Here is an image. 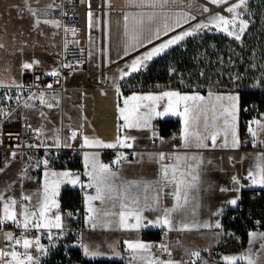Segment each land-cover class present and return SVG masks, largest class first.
Masks as SVG:
<instances>
[{"label":"snow or ice","instance_id":"snow-or-ice-1","mask_svg":"<svg viewBox=\"0 0 264 264\" xmlns=\"http://www.w3.org/2000/svg\"><path fill=\"white\" fill-rule=\"evenodd\" d=\"M110 5V0H105ZM33 3L39 4V0H24V7L13 6L17 10V15L23 18V13L27 12L32 18V29L38 34H43L40 28L41 24L50 25L55 29H62L65 35L71 32L75 35L76 29H69L63 27L62 21L49 18L50 13L54 9H60L63 15H67L62 11V5L55 4V0L45 5L43 8L33 7ZM195 0H129V4L133 7L146 9L136 14H126L124 20L126 22V35L129 38V46L135 47L140 42V35L145 28L152 31L155 40L161 39V34L167 36L168 39L155 45L148 51L141 53L140 56L135 57L132 61L125 65V68L119 70V79L123 80L126 77L132 76L135 73L145 71L148 63L155 57L161 56L168 49L180 45L190 37H195L204 32H221L236 41H241L248 26L249 20L245 19V12L248 10L249 0H236V2L229 3V0H209V3L216 6L227 5L225 11L230 14L228 16L217 13H211L206 20H200L195 24L192 21L197 19L196 15L191 12L184 11V8L191 7ZM91 8L90 2L88 5ZM243 9V11L241 10ZM199 14L210 13V8L205 5H199L197 8ZM88 26H93V13L91 10L87 13ZM188 24V28L184 25ZM182 29L177 32L176 29ZM175 32V35L169 36V33ZM23 35V33H21ZM53 37L57 35L52 33ZM69 43H77V41H63L65 51ZM149 44L153 43V39L148 40ZM35 46V45H33ZM54 46V45H53ZM27 45L16 47L15 53L23 55ZM6 48L5 43L0 42V50ZM83 52V49H80ZM94 53L89 52L88 55ZM125 55H128L125 51ZM41 60L36 58L22 60L20 63V71L24 73H32L40 69ZM82 63L76 61L60 63L59 68L51 71L43 72L45 76L56 77L55 83L60 84L61 70L68 69L70 74L76 70V66ZM171 71H175L172 69ZM203 75V73H201ZM115 79V78H114ZM239 79V77H236ZM259 87V83L252 85ZM23 84L17 83L13 78L11 83H5L0 80V89H6L4 93H0V128L4 123L11 122L17 118L15 110L6 111L5 103L7 101L15 100L19 105L21 97L19 95H9V91L13 88L22 89ZM47 90L53 89V84L46 85ZM118 96H122L117 86ZM29 99L39 100L40 104L47 109H54L59 107V94H51L46 98L44 91L39 95L33 93ZM215 101L216 103H209ZM238 101L239 93L218 95L215 92L209 91L208 96H201L199 93L182 94L178 90L161 91L158 94H137L133 93L130 96L123 97L122 106L117 105L118 120L122 123L118 124V135L114 143H104L96 138H83V147L87 148H109L117 147L133 149L136 137L125 135L128 130H149L151 132V139L155 141L158 138L157 132L152 128V121L157 118L166 116H177L182 118V148L184 149H208V148H232L238 149L241 142L238 138ZM163 102L162 110L161 104ZM23 108L35 109V104H30L25 101ZM39 116L43 120H47L46 113L41 110ZM23 126L36 137L44 135V126L33 129L28 122L27 117L21 116ZM256 125L257 127H252ZM248 132L252 138L253 146L256 145V137L260 132H264V123L261 120H253L250 122ZM10 139H19L18 134H7ZM77 133L72 132L68 140L76 139ZM218 139L221 141L217 143ZM52 144L49 145L45 140H38L36 144L20 145L16 148H44L46 151L51 148L60 149L71 148L72 145L67 140L61 144L59 131L51 137ZM163 142V141H162ZM3 139L0 138V144ZM264 144V141H260ZM18 152L11 151L5 162L4 168H0V174H3L11 162L16 158ZM136 156L135 151L132 152ZM99 154L96 152L85 153L84 162L87 171L85 175L89 178L87 184L80 181V175L65 170L61 172H52L48 169L49 159L45 158L36 161L34 164H25L17 175V179L8 183L6 187L0 189V264H41V258L49 254L51 248L56 247L57 241L65 234V225L63 217L60 214V204L57 199L61 184H69L72 186H80L81 189L94 188V195H87V212L88 220L91 227L95 228L101 226V219L99 217V210L93 205V201H109L112 208H118L115 213L105 211L104 216H116V225L123 229L140 230L141 228L158 227L164 230V236L167 237L169 231H192L200 229H217L214 233L217 242L220 238L232 233L223 231V225L220 219L211 221L199 222L196 220L195 213L200 207V191L203 188L209 191L212 185L204 188L202 181V174L206 164L211 161H206L200 153L192 152H173V153H149L147 159L154 161L160 165L159 179L156 181H142L132 180L123 181L118 179V172L112 170L109 164H101L99 162ZM144 155L140 154V159H144ZM31 161V157L28 158ZM171 160V163L165 161ZM124 162H129L127 155L123 152L117 153V158L112 164L119 166ZM139 162V161H137ZM44 166L42 187L35 193L21 194L19 197L9 195L14 191L17 183L21 186L25 180L33 179L29 175V168ZM241 179H246L250 183L242 184ZM231 187L219 188L220 192H234L236 195L223 202L222 205L211 213V216L222 217L226 207L231 206L238 208V202L242 200L241 191L244 188H255L259 186L264 188V153H260L255 157V163L247 170L245 177L233 175L231 177ZM171 190L166 193L171 196L175 203L170 208H164L162 214H158L155 220H147L144 216L145 211L160 212V200L162 199L164 189ZM152 190L153 195L149 196L147 193ZM72 215L71 212L68 213ZM193 219L189 220L188 217ZM235 219V217H233ZM132 221V222H130ZM112 222L103 223L102 226L108 227ZM257 224L260 221H256ZM11 224L17 230L19 235L13 231H5V225ZM58 230V231H57ZM35 231L36 236L31 233ZM249 240V247L240 254L221 255L220 261L216 264H264V232L249 231L247 233ZM47 237L48 244L41 243V237ZM239 239V238H237ZM128 249L130 250L131 259L130 264H208V261L201 256L199 250H191L184 247L180 241H176V246L180 247L184 256L180 260L173 258L172 249L165 239L160 244L144 243L142 241H126ZM258 244V247L256 245ZM156 248L159 250V255L153 251ZM37 255H33V252ZM205 251H208L205 249ZM84 254L87 256L101 255L99 251H93L84 246ZM166 254L167 258L161 259V256ZM117 255H119L117 253ZM187 257V259H185Z\"/></svg>","mask_w":264,"mask_h":264},{"label":"crops","instance_id":"crops-1","mask_svg":"<svg viewBox=\"0 0 264 264\" xmlns=\"http://www.w3.org/2000/svg\"><path fill=\"white\" fill-rule=\"evenodd\" d=\"M91 8V12L93 13V25L97 22L99 27V20L102 30L101 33V47L104 48V54L99 53L103 59L107 55L108 64L101 66H95L94 64L91 66V59L87 52V63L83 67V69L79 70V75L76 76V81H67L65 78V90L64 92L69 91V107L72 109H76L77 112L80 110L81 116L83 114V121L78 126H69L67 131L66 128H62L61 138L64 137L65 131L69 136H71L72 132H79L82 136L81 138V156L83 164L85 153L96 152L99 154V162L101 164H109L112 166L113 171L118 172V179L123 181H132V180H142V181H156L159 179V167L160 165L154 161L148 160L147 154L149 153H173V152H192V153H200L206 161H211L210 164H206L204 167V171L202 174V181L204 183V188L210 184L212 185L211 190L205 191L203 188L200 191V207L195 213V219L199 222L211 221L215 219H220L221 224L223 225V216L222 217H214L211 216V213L214 212L217 207L221 205L222 202L226 201L229 198H233L236 193L234 192H220L219 188L223 187H231V177L233 176V172L236 173L239 177H245L247 174V170L250 166H253L255 163V157L260 153H264V144H261L260 141H264V132H260L256 137V145L253 146L252 138L250 133L248 132V127L251 121L253 120H261L264 123V112L260 115L252 118L248 124L246 131L243 133L242 126V106H241V95L238 91H218V90H210L215 92L218 95H227V94H236L239 93V101H238V127L237 133L238 138L241 142V146L238 149L232 148H208V149H184L182 148L183 140H182V118L177 116H166L163 118L157 117L152 121V128L157 132L158 138L153 141L151 139V132L149 130H128L124 134L131 135L136 137V140L133 145V149L126 148H87L83 147V138H96L104 143H114L116 141L118 133V124L122 123V121L118 120V111L117 105L120 104L122 106L123 97H127L132 95L133 93L137 94H158L161 91L166 90H178L176 88L168 87L161 89H130L124 90L121 85V80L119 79V70L125 68V65L130 63L132 59L138 57L141 53H143L149 46L158 42L155 40L152 31L148 28H145L143 33L140 35L139 39L143 46L140 43H137L135 47L129 46V38L126 35L125 24L129 23L124 20V16L129 14H136L140 11H145L146 9H140L133 7L129 4V0H110V5L105 2V0H89ZM37 5V4H35ZM32 5V6H35ZM39 5V4H38ZM199 4L198 0H195V3L192 4L191 7L184 8V11L191 12L193 15H196L198 20V11L197 8ZM192 21L191 23H193ZM189 26L188 24L184 25V28ZM179 29V28H178ZM176 29V30H178ZM181 30V29H180ZM179 31V30H178ZM90 32V30H89ZM175 32L169 33V36ZM166 38L161 34V38ZM153 39V43L149 44L148 40ZM87 48H88V40H87ZM125 51H127L128 55L125 56ZM63 53V51H62ZM132 54V55H131ZM62 57V55H61ZM61 59V58H60ZM60 61V60H59ZM47 68V67H46ZM98 71H102L105 75L106 82L104 85L99 84L98 76L96 73ZM78 73V72H77ZM115 78V79H114ZM117 86H119V91L122 93V96H118L117 94ZM180 91L182 94H194L199 93L201 96H208L209 91L201 92V91ZM62 92V93H64ZM211 103H216L215 101H210ZM163 102L161 104L162 110ZM57 110V108H56ZM55 110V111H56ZM54 111V114H55ZM53 114V115H54ZM168 118H178L181 121L180 130L171 135H161L159 132V127L155 125L156 121L168 119ZM252 127H257L256 125H252ZM39 128V127H37ZM246 135L249 137L248 145H243V136ZM63 140V139H62ZM163 141V142H162ZM221 141L218 139L217 143L219 144ZM135 151L137 153L136 156L132 155V158L129 162H124L123 164L116 166L112 164V162L117 158V153L119 152H132ZM140 154L144 155V159H140ZM139 161V162H137ZM166 163H171V160L165 161ZM48 169L52 172H61L65 170H70L69 168L64 167H54L49 165ZM42 169V178H41V187L43 183V173L48 170ZM242 180L246 179H241ZM81 181V180H80ZM88 182V181H87ZM63 184H61L59 189V195L57 197L59 204H61L60 196L63 190ZM72 186V185H71ZM74 188H80V186H72ZM255 188H261L256 186ZM171 189H164L165 195H163L160 200V212H152L145 211L144 216L147 217L148 220H155L158 214H162L164 208H170L174 205L175 200L167 195ZM243 190V189H242ZM242 193V191H241ZM95 194V193H94ZM87 193L84 196L85 202V210L87 212V195H94ZM149 196L153 195L152 190H149L147 193ZM93 205L99 210V217L101 219V226L95 227L93 230L88 232H94L95 230H107L114 233H117L112 238L115 241V244L120 248L121 255L118 257H112L110 259H123L127 264H130L131 254L130 250L127 247L126 241H142L144 243H148L147 239L143 237V232L153 231L158 232L161 228L158 227H148L141 228L140 230H129L123 229L116 225L115 221L117 219L116 216H104L105 211H109L112 213L117 212L118 208H112L111 202L109 201H99L97 203H93ZM63 217V223L66 226L68 222H66L64 213L61 214ZM189 220L193 219L192 216L188 217ZM85 221L89 222L88 215L85 216ZM111 221L112 223L108 227L102 226L103 223ZM132 222V221H130ZM58 231V230H57ZM219 231L217 229H200L192 230V231H169L167 233V237L163 235L161 241L164 242L166 239L172 249L173 258L178 260L184 256V252L180 247L176 246V241H180V243L191 250H199L203 253L202 257L208 261V264H216V262L220 261V256L222 254H240L245 251L249 247L248 240L249 237L241 244L239 250L234 249L231 253L228 250L223 248L218 249L219 253L217 255L212 254V250L215 249L218 245L228 246V244H232V242H226L224 244V237L220 238V242H217V238L214 233ZM223 231L227 233L228 230L223 225ZM251 231L264 232V228H257ZM164 232V230H163ZM87 233V232H86ZM85 233V234H86ZM111 239V238H110ZM101 239L96 238L95 236L90 235L89 237L84 236V246H88L90 250L99 251L101 254L103 250H101ZM98 246V247H95ZM258 247V244L256 245ZM207 249L208 251H205ZM217 250V249H215ZM106 254V253H104ZM85 255V254H84ZM85 258L88 259H98L102 258L100 255L92 257L85 255ZM200 262V261H199ZM201 263V262H200ZM223 264V262H221Z\"/></svg>","mask_w":264,"mask_h":264},{"label":"trees","instance_id":"trees-1","mask_svg":"<svg viewBox=\"0 0 264 264\" xmlns=\"http://www.w3.org/2000/svg\"><path fill=\"white\" fill-rule=\"evenodd\" d=\"M249 11L251 24L241 41L216 31L190 37L183 42V46H174L155 57L145 71L121 80L123 89L172 87L181 91H238L241 95V129L244 133L248 122L264 112V0H250ZM257 83L259 87L252 86ZM159 123L161 135L174 134L181 126L178 118L159 120ZM77 165L78 161L71 164ZM60 201L63 211L79 212V216L75 220L70 218L67 224L80 223V188H63ZM241 206L243 212H239L240 208L231 210L229 214L236 212L238 216L228 225H225L226 217H223V225L244 242L249 231L264 228V188L244 189ZM248 212L252 215L250 218ZM241 218H245L243 222ZM256 221L260 223L255 225ZM147 233L149 238L159 239L161 236L159 232L150 230ZM85 263L127 264L123 259L110 258H85Z\"/></svg>","mask_w":264,"mask_h":264},{"label":"rangeland","instance_id":"rangeland-1","mask_svg":"<svg viewBox=\"0 0 264 264\" xmlns=\"http://www.w3.org/2000/svg\"><path fill=\"white\" fill-rule=\"evenodd\" d=\"M52 0H39V5H47ZM199 4L207 5L211 12L204 13L203 15H198V20L193 22L192 24L197 23L200 20H206L207 16L211 13H221L226 16L230 15L225 10L227 5L224 6H216L209 3V0H198ZM236 2V0H229V3ZM250 2V0H249ZM35 5V3H33ZM13 6H19L20 8L24 7V0H0V42L5 43L6 48L0 50V80H3L5 83H11V80L14 78L17 83H21L22 80V73L20 71V63L22 60L36 58L41 60V64L47 67V69L55 68L62 55L63 51V30L62 29H55L50 25L41 24L40 28L43 30V34H38L36 31L32 29V18L27 14V12L23 13V18L18 17L17 10ZM214 7V8H213ZM243 11V9H241ZM245 19L249 20V26L251 24V15L249 11V4L248 10L245 12ZM248 26V28H249ZM101 24L99 20V27L97 22L92 27H89V34H88V53L92 52L93 55L90 56V65L93 64L95 66H99L101 68L102 64L105 66L108 64L107 55L105 57H101L99 53V48L101 47V33L102 30L100 29ZM189 26L185 27L188 28ZM247 28V30H248ZM246 30V32H247ZM179 31H182L179 30ZM177 31V32H179ZM56 32L57 35L53 37L52 33ZM245 32V33H246ZM23 33V35H21ZM175 35V33L171 34ZM170 35V36H171ZM168 37L158 41L157 43L149 46L144 52L148 51L155 45H158L164 40H167ZM27 45L25 48V53L23 55L15 53L16 47ZM35 45V46H33ZM54 45V46H53ZM143 52V53H144ZM126 56V55H125ZM140 56V55H139ZM78 72V73H77ZM74 72L66 76V80L69 81H76V76L79 75V71ZM7 91L6 89H0V93H4ZM42 91L34 92L37 95ZM46 94V98L51 94H59L60 101L59 107L54 109H47L43 105L40 104L39 100L36 99H29L33 93H29L23 89H15L13 88L9 91V95L15 96L19 95L21 97L19 101V105L15 100L7 101L5 103V110L11 111L16 106H21L25 101L30 104H35L37 107L35 109H27L26 112L31 117L33 124L35 127H40L41 124L44 126V135L42 137H36L34 139L33 144L38 143V140H45L49 145L52 144L51 137H53L57 130L59 131L60 142L63 139V142L67 140L68 143L71 144L72 140H68L67 138L70 137L67 134V129L69 126H78L83 121V114L81 116L80 110L74 108L71 110L69 107V91L67 92H59V91H44ZM43 110L47 115V120H43L39 116V111ZM56 110V111H55ZM55 111V114H54ZM54 114V115H53ZM65 127L66 131L64 137L61 138L62 135V128ZM44 151L39 148L31 149L28 154L25 156L23 160H15L11 162V166L6 169L3 174H0V189H3L7 186L8 183L17 179V175L22 169L25 164H34L38 160H42ZM29 157H31V161H29ZM5 166V164H4ZM4 166L2 168H4ZM44 168L43 165L40 167H32L29 168L28 172L29 175L33 177L31 180H25L23 185L21 186L19 183L16 184L14 191L8 193L9 195H15L19 197L22 193L29 194L35 193L38 189L41 188V178H42V169ZM87 207V205H86ZM69 210L64 211V216L66 222H69L70 218L75 220L77 216H79V212L69 216ZM227 233H232L227 231ZM117 233L107 231V230H95L94 232H87L85 234V238L89 237L90 235L95 236L96 238L101 239L100 243L101 250H103L100 257L102 258H112L118 257L121 255L120 248L115 244V241L112 238ZM233 234V233H232ZM111 238V239H110ZM239 238L237 235H228L224 238V244L226 242H232V244H228V246L218 245L215 249L223 248L228 250L229 252H233L234 249L239 250L241 247L242 242L237 239ZM98 247V246H95ZM212 250L213 255H217L218 253ZM106 253V254H104ZM117 253L119 255H117ZM203 253H201V256ZM224 255V254H222ZM180 260V259H178Z\"/></svg>","mask_w":264,"mask_h":264},{"label":"built area","instance_id":"built-area-1","mask_svg":"<svg viewBox=\"0 0 264 264\" xmlns=\"http://www.w3.org/2000/svg\"><path fill=\"white\" fill-rule=\"evenodd\" d=\"M55 4L62 5V11L64 13H67V15H63L60 9H54L50 13L49 18L62 21L63 27H67L69 29H76L77 31L75 32V35H73L71 32L65 35V33L63 32V38L64 40L67 39L68 41H77L78 44L69 43L66 51L63 47L62 57L58 65L53 69L59 68L60 63L72 62L73 64H75L76 61H81L82 63L77 65L76 70L74 71V72H77L83 69V67L87 63V52H88L87 40H88V34H89L87 13L89 11V7H88L89 0H55ZM44 6L45 5H35L33 7L43 8ZM80 49H83L84 51L81 52ZM100 53L104 54V48L102 47L100 48ZM53 69H47L44 65L41 64L40 69L35 71V75H33L32 73L22 74V80L20 83L24 85L22 89L26 90L29 93H34L37 91H52V90H47L46 85L53 84L54 91L64 92L65 78L67 75L70 74V72L68 69L61 70V73H60L62 77L61 83L56 84L55 83L56 77L43 75V72L51 71ZM96 75L98 76L99 84L104 85L106 82V79H105V75L103 74V72L98 71ZM13 109L15 110L17 118L11 122L4 123L3 127L0 128V138L3 139V143L0 144V168L4 166L6 159L8 157V154L13 150H16L18 152V155L13 161L23 160L25 156L28 154V152L33 148L22 146L19 149H17L16 145L17 144H20V145L33 144L34 139L36 138L34 134L30 133L28 129L23 126V121L20 119L21 116L27 117V120L31 124L32 128L33 129L37 128L33 124V121L31 117L29 116V114L26 112V110L21 106H16ZM155 125L159 127L160 125L159 121H156ZM8 133H12L14 135L18 134L19 139H10L7 135ZM76 133H77V136H76V139L72 140L71 148L61 147L60 149H56V148L50 147L47 151L44 148H41V149L44 151L43 158L49 159V165L54 166V167L69 168L72 172L78 173L80 175L81 183L86 185L89 178L85 175V172L87 171V169L85 168V165L83 164L82 156H81L82 136L79 132H76ZM63 143L64 142L62 140L61 144ZM248 143H249V137L244 135L243 145H248ZM124 154L127 155L128 161L132 158V154L130 152H126ZM75 161H78V165L71 166V164ZM233 175H236V173L233 172ZM247 183H250V182L248 180H242V184H247ZM62 186L63 188L72 187L69 184H63ZM80 190H81V195H82V207L80 209V215H81L82 221L78 224H72V225L67 224L65 226V234L62 237H60V239L57 241L56 247L51 248L49 251V254L41 258V264H86L85 255H84V236L86 232L93 230L94 228L91 227L90 222L85 221V216L88 215V212H86L85 210L84 196L87 193L94 194L95 189L87 188V187L81 189L80 187ZM241 196H242V193H241ZM93 203L95 204L97 203V201H93ZM222 204L223 202L221 203V205ZM238 205H239L238 208H240L239 212L242 213L243 208L241 206V201L238 202ZM234 209L235 208L231 206L226 207V210L223 214V217H226L225 225L232 223L233 217L238 216L236 212L229 214L230 211ZM59 211H60V214L64 213L61 204H60ZM247 216L250 218L252 215L250 212H248ZM244 219L245 218H241V222H243ZM254 224L256 225V222ZM5 231H13V232H16L17 235L20 234L19 230H17L11 224L5 225ZM158 232L161 235L159 239L149 238L146 230L143 232V237L147 239L148 243L160 244L162 243L161 238L163 237L164 232H163V229H160ZM31 235L36 236L37 233L33 231ZM239 239L242 242V239L241 238ZM2 243L3 242L0 241V246H2ZM41 243L47 245L48 244L47 237L42 236ZM153 251L157 253L158 255L160 254L159 250L156 248H154ZM215 251L219 253V250H215ZM33 255L35 256L37 255V253L34 251ZM164 258H167L166 254L161 256V259H164ZM185 259H187V257H185ZM197 264H201V263L198 261Z\"/></svg>","mask_w":264,"mask_h":264},{"label":"water","instance_id":"water-1","mask_svg":"<svg viewBox=\"0 0 264 264\" xmlns=\"http://www.w3.org/2000/svg\"><path fill=\"white\" fill-rule=\"evenodd\" d=\"M195 21H196V20H195ZM195 21H194V22H195ZM178 30H180V29H178ZM178 30H176V31H178ZM162 39H164V37H162L160 40H162ZM160 40H158V41H160ZM131 55H132V54H131Z\"/></svg>","mask_w":264,"mask_h":264},{"label":"bare ground","instance_id":"bare-ground-1","mask_svg":"<svg viewBox=\"0 0 264 264\" xmlns=\"http://www.w3.org/2000/svg\"><path fill=\"white\" fill-rule=\"evenodd\" d=\"M214 8V7H213ZM225 11V10H224Z\"/></svg>","mask_w":264,"mask_h":264}]
</instances>
